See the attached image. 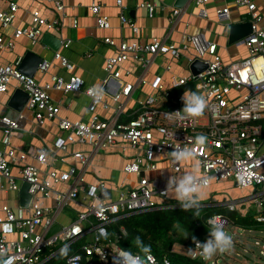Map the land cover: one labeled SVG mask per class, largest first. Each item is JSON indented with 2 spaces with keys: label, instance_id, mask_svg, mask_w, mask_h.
<instances>
[{
  "label": "built area",
  "instance_id": "1",
  "mask_svg": "<svg viewBox=\"0 0 264 264\" xmlns=\"http://www.w3.org/2000/svg\"><path fill=\"white\" fill-rule=\"evenodd\" d=\"M5 1L7 8L0 9L2 29L13 25L19 9L18 0ZM48 1L53 3L60 17L49 19L35 10L32 13L33 25L17 27L14 31L15 37L26 36L36 43L46 32L45 28L56 31L61 28L62 19L66 16L65 4L61 0ZM207 1L195 0L197 4ZM233 2L247 7L251 15L249 21L252 23V33L237 41L245 46L247 56L230 62L223 59L218 44L203 31L186 34L179 43L168 42L166 38H152L142 43L137 40L117 41L113 37H105L103 41L116 47L117 51L106 59V77L101 86L85 88V93L90 98L88 118L74 120L59 116V106L50 93L51 89L66 93L84 90L85 79L82 76L75 73L69 77L56 74L50 82L41 83L20 69L22 56L11 63L0 61V94L8 91L10 84L15 80L20 88L29 93L26 106L34 112L39 123L47 119L58 121L61 133L56 135L51 145L44 146L37 152L35 157L38 162L49 166L58 163L59 154L73 144H88L93 152H96L107 150L121 140L127 142L134 150L133 158L124 166L126 173L139 174L145 170H155L158 168L159 158L170 160L176 173L173 179H179L178 173L182 170L183 162L174 161L171 153L177 147L191 148L196 152L195 160L201 169L198 176L207 177L208 186L213 181L232 179L239 183L240 188L254 187L250 200L258 207L257 221L264 222V27L260 24L264 19V12L259 11L255 0ZM117 3L119 7H124L123 0H117ZM139 6L146 8L149 15L153 16L157 3L153 0H142ZM89 8L96 14L101 28L110 25L108 19L100 14L101 4L92 3ZM181 11L182 8H174V16H178ZM228 12V6L217 10L219 16ZM119 18L120 22L129 26L134 33L139 31L135 20L123 10ZM70 44L71 40L68 39L62 45L67 47ZM0 46L11 48L14 43L10 39L5 40L0 34ZM190 49L194 50V54L184 55ZM167 56L177 60L185 56L189 72L180 75L167 64V82H162L160 77L156 78L152 83V94L139 100L133 112L126 114L123 98L131 97L136 84L119 82L122 63L130 59L137 61L141 65V75L137 81L144 85L147 83L146 72L153 62L157 58ZM54 57L70 72L75 69V64L59 50L55 51ZM195 60L205 62L207 68L194 74L189 66ZM51 66L50 61L43 60L39 68L47 71ZM111 80L119 82L114 87L111 84L112 98L117 107L111 114L101 116L97 109L101 105L109 107L106 93H110ZM105 85L108 92L103 90ZM183 87L185 89L176 94L175 91ZM191 93L203 96L206 107L199 117L180 120L176 111L184 106L183 95ZM0 126L3 132L0 139V188L20 191L24 183H29L28 192L31 195L27 207H13L8 203L0 207V260H11L12 264H41L47 249L60 247L51 254L53 256L76 241L87 238L88 241L81 246V252L69 255L66 264H83V254L89 258L87 264H114L120 251L129 250L119 245L125 228L121 227L114 234L110 231L109 226L113 220L133 213L180 206L178 201L169 200L170 188H156L151 185L148 177H141L138 185L133 187L116 186V197L109 198H101L99 195L100 191L106 188L104 182L86 185L82 172H77L74 166L67 170L52 167L42 174L37 165L27 163L20 168V177L15 178L12 174V163L18 160V154L12 145V137L21 129L20 121L3 115L0 118ZM199 136L205 138L202 144L197 143ZM72 156L79 160L83 167L90 162L89 155L83 150H73ZM24 157L22 154L20 159ZM72 177L75 181L66 191L54 188L59 183L69 182ZM83 183L84 187H79ZM48 198H54L55 208L44 202ZM78 199L84 209L79 212L76 220L48 237V230L56 222V214ZM225 205L229 211L237 210V200L229 201ZM213 217H220L225 231L231 235L227 229L232 223L230 217L217 213L208 220ZM100 228L106 230V237L100 234ZM208 238L209 233L195 240L203 243ZM256 245H260V242L256 241ZM193 247L192 258L209 264H219L222 253L214 255L211 259H204L199 255L200 249L196 248L194 240ZM131 253L140 255L145 264H177L167 256L159 259L153 252L148 255ZM261 253L264 255V244ZM148 256H151L150 260Z\"/></svg>",
  "mask_w": 264,
  "mask_h": 264
},
{
  "label": "crops",
  "instance_id": "2",
  "mask_svg": "<svg viewBox=\"0 0 264 264\" xmlns=\"http://www.w3.org/2000/svg\"><path fill=\"white\" fill-rule=\"evenodd\" d=\"M18 1L19 9L13 25L5 29H2L0 25V34L3 35L5 40L10 39L14 43V47L11 48L0 46V61L4 63L14 62L18 57L22 56L24 58L27 51L31 50L40 55L43 60H48L52 63L49 70L42 71L38 67L34 74L33 77L41 83L50 82L56 74L69 77L75 73L82 76L85 79V86L84 90L80 92L66 93L58 89L50 90L54 101L59 106V116L74 120L89 117L90 114L87 110L90 98L86 95L85 88L88 86H101L102 80L106 77L104 70L106 59L117 51L116 47L110 46L103 41L107 36L113 37L117 41L127 39L144 43L150 41L152 38H166L168 42L179 43L184 35L203 31L211 40L218 44L219 53L226 62L243 58L248 54L244 45L237 42H229L230 26L234 23L249 21L251 19L247 7L237 5L233 0H208L203 4H197L195 0H191L182 8L178 16H174L173 14L174 8H177L174 6L175 0H153L157 3L153 16L149 15L146 8L139 6L142 0H123L124 7L122 8L118 6L117 0H61L66 7V16L62 19V26L57 31L45 28V33H54L61 41L71 40L69 46H63V41L58 49L75 64V69L70 72L59 60L55 59L54 53L57 50L42 43L45 33L36 43L31 42L26 36H14V31L17 27L33 25L32 13L35 10L49 19L57 16L60 17V13L56 11L53 3L48 0ZM255 2L258 4L259 11L264 12V0H255ZM92 3L101 4L100 14L108 19L110 23L108 27L101 28L98 25L96 14L89 8ZM7 6L8 4L5 0H0V9H6ZM225 6L229 7V12L219 16L217 10ZM122 10L135 20L139 27L137 33H134L129 26L120 22L119 16ZM260 24L264 27V19L260 21ZM191 54H194L193 49L184 53V55ZM182 60L184 62L187 61L185 56H182L180 60L170 56L157 58L146 72L147 83L144 85L137 81L141 75V65L132 59L122 63V76L121 79L119 78V82H134L136 84L131 97L123 98L125 113L131 114L139 100L152 94L154 90L152 83L156 78L160 77L162 82H167L169 77V72L166 70L167 64H170L173 70L174 66L180 64ZM183 67L187 68L184 65ZM119 82L111 80L109 86L110 93H106V99L107 96H113L111 84L114 87ZM18 88L20 87L14 80L10 84L8 91L0 94V118L3 115H8L19 119L21 125V129L17 130L12 137V145L18 154V160L12 163V174L15 178L20 177V168L27 163L37 165L42 174L52 167L59 170H67L71 166H74L77 172H82L86 185L104 182L106 189L111 191V197H116L117 191L114 189L116 186L126 185L127 187H133L138 185L141 177H148L152 186L156 188L167 187L168 181L176 175L171 167L170 160H159V158L157 160L158 168L155 170H145L139 174L126 173L124 166L133 158L134 150L127 142L121 140L107 150L102 149L96 152H93L92 147L88 144H73L68 150H63L59 154L60 160L58 163L52 166L40 164L35 157L37 152L44 146L51 145L56 135L61 133V130L59 129L57 119H47L43 123H39L35 118L34 112L26 104L20 111L10 105V98ZM116 107L117 103L116 105L109 104L108 108L101 105L97 111L101 116L109 115ZM2 134L0 126V139ZM73 150L85 151L90 158L89 164L83 167L79 160L72 156ZM22 154L25 157L20 159ZM196 164L195 159L183 162V167L181 172L178 173V178L193 172ZM196 174H201L200 166ZM74 181V177H72L69 182L59 183L54 188L66 191ZM85 184L83 183L79 187H84ZM210 186L207 188H211ZM12 192H16L17 197L11 203L8 199V194ZM250 192L252 191L250 190ZM209 193L211 197L209 201H205V197L199 196V206L225 205L229 201H236V199L223 198L221 195L215 194L213 188ZM203 194L205 193L201 195ZM168 198L171 202L177 201L174 188L169 189ZM44 202L52 208L56 207L54 206V198L45 199ZM6 203L13 207L22 205L20 191H7L0 188V207ZM243 207L246 212L251 209V206H248V208H246L247 206ZM83 209L82 202H79V199L75 200L56 214L55 223H59L63 227L69 226L76 220L79 212Z\"/></svg>",
  "mask_w": 264,
  "mask_h": 264
},
{
  "label": "trees",
  "instance_id": "3",
  "mask_svg": "<svg viewBox=\"0 0 264 264\" xmlns=\"http://www.w3.org/2000/svg\"><path fill=\"white\" fill-rule=\"evenodd\" d=\"M184 89L185 87L175 92L179 94ZM197 211H199V216L196 215ZM217 213L227 214L234 225L245 230H264V222L257 221L256 212L253 213L251 209L244 214L238 210L229 211L226 205L199 206L198 209L194 207L188 211L179 206L133 213L116 218L111 222L109 229L114 234L124 227L125 233L121 234L119 245L133 253L144 254L136 242L139 237L142 245L149 246L150 252H153L159 259L167 256L177 264H209L174 250V246L177 243L193 246V238H202L209 233L207 220ZM83 239L53 256L51 254L59 247L54 246L47 249L41 264H66L69 255L81 252ZM87 241L88 239L85 242ZM83 257V264H87L89 258L86 254H83Z\"/></svg>",
  "mask_w": 264,
  "mask_h": 264
},
{
  "label": "clouds",
  "instance_id": "4",
  "mask_svg": "<svg viewBox=\"0 0 264 264\" xmlns=\"http://www.w3.org/2000/svg\"><path fill=\"white\" fill-rule=\"evenodd\" d=\"M184 106L181 110L176 111V115L180 120L185 118H196L202 115L206 101L203 96L196 93L184 94L182 97ZM182 113V114H181ZM204 137L199 136L197 143L202 144ZM196 152L191 148H179L177 147L171 153V158L176 162H185L194 160ZM199 171V164H196L193 172L184 175L179 179H170L167 184V188H174L175 198L180 204V207L188 211L192 208H199L200 201L199 196L203 193V190L208 186L207 177H199L196 173ZM199 216V211L196 212ZM209 238L206 242H199L193 238L196 248L200 249L199 255L204 259H211L217 253H225L232 249L233 238L224 229V223L220 217H213L208 220ZM102 236H107L106 230L99 229ZM137 244L141 247L142 252L145 255L150 253V247L142 245L139 237L136 240ZM64 250H62L63 252ZM151 259V256H148ZM0 264H12L11 260H0ZM114 264H145V260L140 255H133L129 251H120L117 258L114 260Z\"/></svg>",
  "mask_w": 264,
  "mask_h": 264
},
{
  "label": "rangeland",
  "instance_id": "5",
  "mask_svg": "<svg viewBox=\"0 0 264 264\" xmlns=\"http://www.w3.org/2000/svg\"><path fill=\"white\" fill-rule=\"evenodd\" d=\"M180 64L174 66L175 68L173 69V71L180 75L187 74L189 70L187 68H184L183 65L185 67H188V64H185L184 60H182ZM107 99L109 104L116 105V102L112 97L107 96ZM214 182L216 181L212 182L213 184L210 186L211 188L203 190V193L205 194L200 195L202 197H205V201H209V199L211 198L209 196V191L213 188L214 193L221 195V197L223 198L227 197L228 199L232 200L236 199L237 210L240 213H246L243 206H247L246 208H248V206H251V210L253 213H259L257 205L250 200V195L252 194L254 187L245 189L240 188L239 186L235 185V182L234 180L232 181V179L222 180L216 183ZM250 190L252 192H250ZM16 197V192L8 194V199L11 203L16 200ZM238 199H240L241 201H239ZM227 229L229 233L233 235V247L230 251L222 253V255H220V253H217L215 255H220L221 257L219 264H264V255H262L261 253L262 244H264V230H245L234 225L233 223H230ZM88 238L90 239V236H88ZM83 240L85 242L87 238ZM256 241H259L260 245H256ZM174 250L191 255L194 252V247L177 243L174 246Z\"/></svg>",
  "mask_w": 264,
  "mask_h": 264
},
{
  "label": "water",
  "instance_id": "6",
  "mask_svg": "<svg viewBox=\"0 0 264 264\" xmlns=\"http://www.w3.org/2000/svg\"><path fill=\"white\" fill-rule=\"evenodd\" d=\"M191 0H175L174 6L177 8H183L186 6ZM252 33V23L250 21H242L234 23L229 28V42L236 43L242 38L250 35ZM42 43L51 47L54 50H58L61 46V39L58 38L54 33L47 32L44 34L42 38ZM43 62V58L36 54L35 52L29 50L23 58V61L20 65V69L26 73L27 75L33 77L36 73L40 63ZM207 68V64L201 60H195L189 66V69L197 74ZM107 86L103 87V90L108 92ZM29 98V93L23 90L22 88H18L14 91L12 97L10 98V105H12L17 110H22L25 107V104ZM236 186H239L238 182H235ZM29 183H24L20 190L21 204L23 206H27L30 202L31 195L28 192ZM101 198H109L111 196V191L109 189L103 188L99 193ZM62 225L59 223H55L47 232V236H51L57 233L62 229Z\"/></svg>",
  "mask_w": 264,
  "mask_h": 264
},
{
  "label": "snow or ice",
  "instance_id": "7",
  "mask_svg": "<svg viewBox=\"0 0 264 264\" xmlns=\"http://www.w3.org/2000/svg\"><path fill=\"white\" fill-rule=\"evenodd\" d=\"M78 231V230H77Z\"/></svg>",
  "mask_w": 264,
  "mask_h": 264
}]
</instances>
